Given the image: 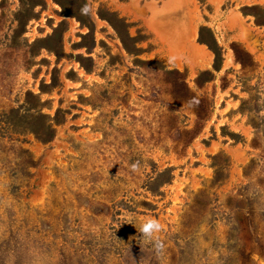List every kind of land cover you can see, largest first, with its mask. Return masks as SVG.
<instances>
[{
    "label": "rangeland",
    "instance_id": "374dc122",
    "mask_svg": "<svg viewBox=\"0 0 264 264\" xmlns=\"http://www.w3.org/2000/svg\"><path fill=\"white\" fill-rule=\"evenodd\" d=\"M245 5L264 15L0 0V264H264V25Z\"/></svg>",
    "mask_w": 264,
    "mask_h": 264
},
{
    "label": "clouds",
    "instance_id": "9594fccd",
    "mask_svg": "<svg viewBox=\"0 0 264 264\" xmlns=\"http://www.w3.org/2000/svg\"><path fill=\"white\" fill-rule=\"evenodd\" d=\"M80 14L82 16H88L92 13V8L88 4H84L80 8ZM130 168L133 171H137L139 168V162L132 163ZM162 232V225L157 218L146 217L139 225V233L146 242L152 244L156 253L162 254L165 250V243L161 240L159 233Z\"/></svg>",
    "mask_w": 264,
    "mask_h": 264
},
{
    "label": "trees",
    "instance_id": "16d2710c",
    "mask_svg": "<svg viewBox=\"0 0 264 264\" xmlns=\"http://www.w3.org/2000/svg\"><path fill=\"white\" fill-rule=\"evenodd\" d=\"M256 7H258V5H250V6H248V5H245L244 6V8H242L241 9V11L242 12H244V13H253V15L254 16H258L257 14L258 13H255V11H246V10H252V9H255ZM256 23L258 24V25H264V15L263 16H258V17H256ZM121 34V33H120ZM121 36V35H120ZM200 39H201V36L199 37ZM201 41L203 42V43H205L212 51H213V53H214V55H215V62H216V60H217V58L219 57V55H218V52L214 49V47H213V45L211 44V43H209L208 41H206L205 39H201ZM216 65H215V63H214V69L215 68H217V67H215ZM200 73H204V71H201ZM182 83L184 84V81H182ZM181 90H184L183 92H180V94L181 95H188V93L190 92L189 90H188V88H187V86H186V84H185V89H181Z\"/></svg>",
    "mask_w": 264,
    "mask_h": 264
}]
</instances>
